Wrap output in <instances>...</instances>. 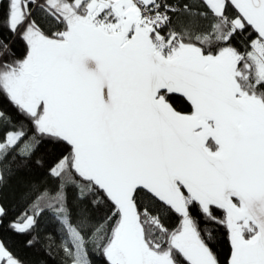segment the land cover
Wrapping results in <instances>:
<instances>
[{
  "label": "snow or ice",
  "instance_id": "obj_1",
  "mask_svg": "<svg viewBox=\"0 0 264 264\" xmlns=\"http://www.w3.org/2000/svg\"><path fill=\"white\" fill-rule=\"evenodd\" d=\"M15 175L0 264L45 215L61 264H264V0H0V190Z\"/></svg>",
  "mask_w": 264,
  "mask_h": 264
},
{
  "label": "trees",
  "instance_id": "obj_2",
  "mask_svg": "<svg viewBox=\"0 0 264 264\" xmlns=\"http://www.w3.org/2000/svg\"><path fill=\"white\" fill-rule=\"evenodd\" d=\"M14 47L18 52L23 51L19 43ZM179 106L181 108L185 107L183 103ZM26 179H28V177L21 175L12 176L8 179L7 185L0 190V204H3L8 210L9 220L22 213L25 209V200L22 198V193L24 191ZM58 231L59 230L54 227L49 216L45 215L41 218L37 231L33 233V235L39 238V241L34 247H26L20 238L10 234H7L6 238L9 243L13 245V250L24 264H61V256L58 254L60 239L59 236L56 235ZM214 243L216 244V252L219 259L222 262L225 261L229 255V245L223 228L218 230L217 239ZM47 244H51L50 250L46 246ZM92 260L94 264H104L103 259L95 253L92 254Z\"/></svg>",
  "mask_w": 264,
  "mask_h": 264
}]
</instances>
